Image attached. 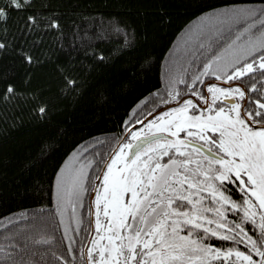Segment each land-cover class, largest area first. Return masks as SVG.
I'll use <instances>...</instances> for the list:
<instances>
[{
    "label": "snow or ice",
    "instance_id": "6c2138e0",
    "mask_svg": "<svg viewBox=\"0 0 264 264\" xmlns=\"http://www.w3.org/2000/svg\"><path fill=\"white\" fill-rule=\"evenodd\" d=\"M86 94L115 131L68 151ZM22 125L0 264H264V0H0V141Z\"/></svg>",
    "mask_w": 264,
    "mask_h": 264
},
{
    "label": "trees",
    "instance_id": "16d2710c",
    "mask_svg": "<svg viewBox=\"0 0 264 264\" xmlns=\"http://www.w3.org/2000/svg\"><path fill=\"white\" fill-rule=\"evenodd\" d=\"M81 2L86 5L93 4V0H81ZM95 3L103 5L106 3H111V0H95ZM179 3L180 0H175L176 5H179ZM170 10L175 14H179L185 11L184 9L178 6H173ZM130 11L134 12L135 10L119 7L114 10L102 8L100 13H98V15L96 16L95 20H90L89 22L94 23L96 27H104L106 25L101 24V16L107 17L110 12L112 14H115L116 12L128 13ZM156 13L157 9L155 7H149L146 10L144 18L149 28H151L152 25L155 23ZM84 15L87 17L92 16L90 12H86L84 13ZM172 38L175 39L174 36ZM167 39L168 36L165 35L161 40V44L164 40ZM107 43L108 42H105L98 46L106 47ZM160 59L161 61H163V56H161ZM120 63V61H117V65H119ZM159 75L160 72L159 68L157 67L151 73V81L154 82L156 79L159 78ZM154 86L158 87L159 85L154 84ZM98 103H100V98L98 95L94 96L91 94H86L84 99L78 102L74 108L69 109V114L75 120V127L78 129L77 135L80 137V139H77L75 141V144H72L71 147L65 145V147H68V151H71V148L75 147L76 144H79L81 140L85 142L86 147L87 144L91 142L89 140V137H103L104 135H111L114 133V129L107 127V124L109 123L108 121L101 120L99 124L96 123V105ZM90 125L95 128L94 131L90 130ZM23 130V125L20 129H10L7 137L4 140L0 141V188L2 189H11L12 184L15 182V175L18 172L20 163L22 162V158L26 153V149L23 146ZM5 203L8 205H12V207H9V211H20L25 207H31V205H28L26 203H20L18 197L14 199L12 197L11 191L6 193ZM0 216H3L2 210H0Z\"/></svg>",
    "mask_w": 264,
    "mask_h": 264
}]
</instances>
